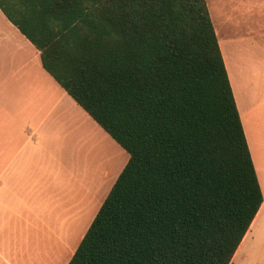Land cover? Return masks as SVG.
<instances>
[{"label": "trees", "instance_id": "16d2710c", "mask_svg": "<svg viewBox=\"0 0 264 264\" xmlns=\"http://www.w3.org/2000/svg\"><path fill=\"white\" fill-rule=\"evenodd\" d=\"M0 10L128 154L67 264H229L262 192L206 1ZM109 159L111 173L116 151Z\"/></svg>", "mask_w": 264, "mask_h": 264}, {"label": "crops", "instance_id": "0c3cea01", "mask_svg": "<svg viewBox=\"0 0 264 264\" xmlns=\"http://www.w3.org/2000/svg\"><path fill=\"white\" fill-rule=\"evenodd\" d=\"M250 34H238L236 43L251 42ZM218 43L262 192L260 207L229 263L238 264L241 243L255 242L258 231L264 230V166L260 164L264 140L254 121L262 104L253 106V127L247 125L243 115L250 109L239 103L235 88L241 84L233 80L228 43ZM85 124L90 132L97 130L98 125L43 69L39 51L0 10V264H60L68 242L81 230L80 237L84 235L85 195L82 186L79 196L73 169L79 143L89 135L86 129L84 136ZM66 147L70 154L66 155ZM37 237L41 243L49 237L52 250L31 260L29 246ZM71 255L61 264H67Z\"/></svg>", "mask_w": 264, "mask_h": 264}, {"label": "rangeland", "instance_id": "374dc122", "mask_svg": "<svg viewBox=\"0 0 264 264\" xmlns=\"http://www.w3.org/2000/svg\"><path fill=\"white\" fill-rule=\"evenodd\" d=\"M205 1L218 42L228 43L229 49L226 51L228 61L233 69V80L241 84V86L235 88L239 103L245 105V110L250 109L246 116L243 115L247 125L250 124L253 127V106L262 104L258 106L254 114V121L255 127L258 128V133L262 134L264 140V0ZM247 32H251L248 36H253L254 39L251 42L241 40L237 44V35L244 34L242 35L244 37ZM254 47L256 51L253 53ZM239 106L242 108L241 105ZM255 127L254 131L256 132L257 129ZM86 129L89 132L87 136H85ZM96 129V131L90 132L88 125H84L82 130H84L85 139L79 143L78 151L75 155L77 165L73 169L77 174L79 196L82 194L80 190L82 186L85 195L83 232L87 230L118 174L128 160V154L109 135L98 126ZM79 136L81 137V132ZM104 136L106 139H103ZM252 138L253 135L251 136V141ZM108 142L113 145H109ZM250 146V151H252V145ZM114 151L119 156L120 165L117 166L118 162H115L116 164H113L112 171L109 173L108 170L111 169L109 156ZM65 153L66 155L70 154L67 147ZM260 164L264 166V155L260 158ZM81 235L82 230L74 236L73 240L68 242L69 245L61 262L66 259L68 254L71 255L74 252ZM49 240L48 237L46 243H41L42 241L39 237L36 240L32 239L28 253L31 260L34 256L39 258L40 255L41 259L46 257V255H50L53 243H57V240L54 234L53 243H50ZM239 255L240 261L238 264H264L263 229L258 231L255 242L250 239L247 240Z\"/></svg>", "mask_w": 264, "mask_h": 264}, {"label": "bare ground", "instance_id": "6f19581e", "mask_svg": "<svg viewBox=\"0 0 264 264\" xmlns=\"http://www.w3.org/2000/svg\"><path fill=\"white\" fill-rule=\"evenodd\" d=\"M243 241H244V240H243ZM242 243H243V244H242ZM242 243H241L242 246L239 248V252L241 251V249H242V248L244 247V245H245L244 242H242Z\"/></svg>", "mask_w": 264, "mask_h": 264}]
</instances>
